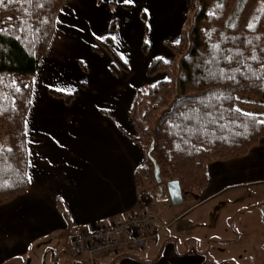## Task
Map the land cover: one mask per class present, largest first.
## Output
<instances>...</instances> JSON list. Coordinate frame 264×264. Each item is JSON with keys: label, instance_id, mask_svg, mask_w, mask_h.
<instances>
[{"label": "crops", "instance_id": "crops-1", "mask_svg": "<svg viewBox=\"0 0 264 264\" xmlns=\"http://www.w3.org/2000/svg\"><path fill=\"white\" fill-rule=\"evenodd\" d=\"M187 6L188 0H137L135 7L117 0L65 1L57 17L63 23L56 21L34 76L38 84L32 86L24 126L33 182L0 205V264H175L177 259L205 264L197 232L211 217L213 202L230 190L264 183L262 139L245 156L208 164L209 182L198 201L164 204L146 247L97 256L93 263L71 252L83 231L150 207L142 206L135 180L145 153L136 141L132 112L140 93L167 80L166 71L149 69L157 57L173 62L166 45L179 43ZM97 35L103 41L118 37L113 47L119 58L129 59L128 70L114 71ZM145 40L154 51L146 50ZM49 84L71 90V101L53 95ZM160 196L153 205L163 204ZM240 207L235 204L236 219L256 206Z\"/></svg>", "mask_w": 264, "mask_h": 264}, {"label": "trees", "instance_id": "trees-1", "mask_svg": "<svg viewBox=\"0 0 264 264\" xmlns=\"http://www.w3.org/2000/svg\"><path fill=\"white\" fill-rule=\"evenodd\" d=\"M65 1L0 4V27L6 29L0 32V124L7 129V140L0 146V205L23 194L30 184L24 128L28 101ZM250 22L254 31L248 29ZM99 44L111 57L115 72L128 70L110 39ZM172 48V63L155 59L149 69L152 74L166 71L169 78L138 95L143 119L135 108L132 112L136 141L145 153L135 174L145 208L154 199L146 191L148 185L155 186L157 197L159 193L153 164L146 156L152 136L161 178L180 181L185 203L200 199L209 182L208 164L245 156L264 139V124L258 123L264 117L234 111L239 96L264 100V0H188L180 41ZM51 93L66 102L74 96Z\"/></svg>", "mask_w": 264, "mask_h": 264}, {"label": "rangeland", "instance_id": "rangeland-1", "mask_svg": "<svg viewBox=\"0 0 264 264\" xmlns=\"http://www.w3.org/2000/svg\"><path fill=\"white\" fill-rule=\"evenodd\" d=\"M153 46L150 42L146 50L154 51ZM166 46L173 52L174 43ZM166 75L168 79L167 72L165 77ZM238 99L237 108L264 117V100L246 96H239ZM135 112L139 119H143L144 107L141 104L136 107ZM6 140V126L0 124V146L5 144ZM154 187L148 185L146 189L152 192L153 203L157 199ZM160 199L162 205L152 204L146 212H151L155 217L161 215L164 204L171 203L165 194L161 195ZM235 204L241 206L240 210L256 207L236 219L235 213L238 209L235 208ZM204 224L197 232L199 245L196 248L205 254V264H264V183L253 188L230 190L216 198L211 217Z\"/></svg>", "mask_w": 264, "mask_h": 264}, {"label": "built area", "instance_id": "built-area-1", "mask_svg": "<svg viewBox=\"0 0 264 264\" xmlns=\"http://www.w3.org/2000/svg\"><path fill=\"white\" fill-rule=\"evenodd\" d=\"M154 222L155 216L145 211L109 226L83 231L74 237L71 252L93 263L97 256L118 254L126 248H144L149 243Z\"/></svg>", "mask_w": 264, "mask_h": 264}, {"label": "snow or ice", "instance_id": "snow-or-ice-1", "mask_svg": "<svg viewBox=\"0 0 264 264\" xmlns=\"http://www.w3.org/2000/svg\"><path fill=\"white\" fill-rule=\"evenodd\" d=\"M9 2H10V3H13V2H16V0H9ZM92 2L95 3V0H92ZM2 3H3V0H0V4H2ZM117 3H122V4H124V5H128V6L135 7V6H136V3H137V0H117ZM41 7H43V6L41 5ZM144 14H145V19H147V17L150 15L149 10H148V9H144ZM210 15H213V16H214L215 13H210ZM10 19H11V18H10ZM22 23H23V22H22ZM45 23H47V21H45ZM57 23L62 24L63 21H62V20H58ZM70 23H71V22H70ZM149 27H150V26H149ZM233 27H234V26H233ZM248 29H249V31H254V24L250 22V23L248 24ZM4 31H6V29L0 27V32H4ZM96 39H97V40H102V41H103V40H105L106 38H105L104 36L97 35V36H96ZM107 39H110V40L113 41V42H118V37H117L116 35H111V36L108 37ZM249 43H251V42L249 41ZM144 44H146V45H147V44H150V41L145 40V41H144ZM117 46H118V45H117ZM216 47L218 48L219 46L217 45ZM113 51H115V48H113ZM120 59L123 60L124 64H128V63H129V59L126 58L123 54L120 55ZM157 59H158V60H162V59H164V58H163V57H157ZM252 60H253V61H256V56H255V54H253V56H252ZM229 62H231V58H229ZM80 63L83 64L84 61L82 60ZM227 78L230 79V80H234V79H235L234 76H229V77H227ZM257 79H259V77H257ZM13 84L15 85V81H13ZM36 84H38V81H37V80H33V81H32V85H36ZM25 87H31V85H25ZM47 87H48V90L51 91V92H53V93H63V94L68 95V96L74 95V93H73L71 90H69L68 88H62V87L56 86L55 84H49ZM15 90H16V92H20V88H19V87H16ZM237 99H238V98H237ZM14 103H15V102L13 101V104H14ZM28 103L31 104L32 101L29 100ZM234 111L240 113V112H241V109L236 108V109H234ZM242 115H243V116H246V117H251V116H253L252 113H247V112H243ZM27 123H28V121L25 120V125H26V126H27ZM258 123H260V124H264V120H259ZM25 135H27V134H25ZM57 143H59V141H57ZM61 147H63V145H61ZM8 151H11V149H8ZM27 182H28V183H32V182H33V181H32V178L29 177ZM62 199H63V198H62ZM175 264H185V261L182 260V259H177V260L175 261Z\"/></svg>", "mask_w": 264, "mask_h": 264}, {"label": "water", "instance_id": "water-1", "mask_svg": "<svg viewBox=\"0 0 264 264\" xmlns=\"http://www.w3.org/2000/svg\"><path fill=\"white\" fill-rule=\"evenodd\" d=\"M154 149H155V139L154 136H152V141L147 150L146 156L151 161L154 167L153 168L154 179L157 185L159 186L158 194L160 196L165 191L168 195L171 205L175 207L181 206L185 203L182 185L179 180H163L161 178L160 166L153 156Z\"/></svg>", "mask_w": 264, "mask_h": 264}]
</instances>
